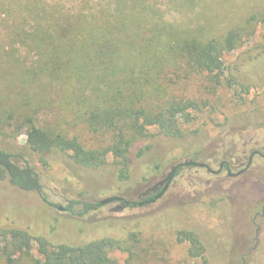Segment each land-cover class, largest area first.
I'll list each match as a JSON object with an SVG mask.
<instances>
[{"label":"trees","instance_id":"1","mask_svg":"<svg viewBox=\"0 0 264 264\" xmlns=\"http://www.w3.org/2000/svg\"><path fill=\"white\" fill-rule=\"evenodd\" d=\"M75 1L69 10L58 0H0V182L44 202L39 173L2 139L24 134L26 148L43 165L51 152L91 169L110 156L124 181L132 149L149 129L181 138V126L209 106L208 97L223 84L238 85L224 56L264 25V7L254 4L233 19L234 0H165L164 6L157 0ZM171 12L181 20L166 18ZM191 81L204 97L180 90ZM239 86L245 94L250 90ZM44 113L55 117L43 119ZM100 207L70 200L64 210L82 218ZM176 242L187 244L188 258L204 259L205 246L194 231L178 230ZM140 244L136 232L124 240L70 245L0 226V264H142L147 260L141 253L149 251ZM113 252L127 257L119 263Z\"/></svg>","mask_w":264,"mask_h":264},{"label":"rangeland","instance_id":"2","mask_svg":"<svg viewBox=\"0 0 264 264\" xmlns=\"http://www.w3.org/2000/svg\"><path fill=\"white\" fill-rule=\"evenodd\" d=\"M58 1L69 10L78 6L75 0ZM157 1L164 6L165 0ZM234 2L238 11L233 19L254 5L264 7V0ZM165 16L171 21L181 20L175 12ZM263 45L264 25H260L248 43L224 56L226 65L238 76V85L223 84L208 97L209 106L193 113L194 119L181 126V138H167L157 129H149L148 136L132 149L124 181L119 180L118 166L110 156L103 166L91 169L76 165L67 155L51 152L44 156L47 165H43L39 155L26 148L24 134L2 139L10 152L22 153L39 173L47 202L35 193L0 182V226L17 227L53 244L70 245L102 238L124 240L129 232H136L140 247L149 251L141 253L147 260L142 264H264V160L259 157L253 159L245 174L235 178L224 171L212 175L205 169L183 167L163 197L151 205L112 212L116 206L113 203L82 218L59 211L70 200L93 203L119 196L138 201L141 192L164 179L173 165L184 161L205 163L213 170L223 160L234 166L237 160L246 162L252 150L264 146ZM239 84L248 86L249 92H241ZM180 90L193 98L205 96L197 81ZM54 115L44 113L42 118L51 121ZM140 148L147 149L136 157ZM231 169L237 171L233 166ZM182 229L199 236L206 249L204 259L187 257V244L176 242V232ZM110 257L123 263L127 254L113 252Z\"/></svg>","mask_w":264,"mask_h":264},{"label":"water","instance_id":"3","mask_svg":"<svg viewBox=\"0 0 264 264\" xmlns=\"http://www.w3.org/2000/svg\"><path fill=\"white\" fill-rule=\"evenodd\" d=\"M253 155H254V153L251 155L249 162L246 165V168L249 167L250 162H251V158ZM183 167L204 168L207 172H209L211 174H217L219 172V171H213L205 163L195 162V161H184V162L173 165L170 168L169 173L166 175V177L164 179L155 183L151 187L147 188L145 191H143L139 195V196H147L149 193H154L157 191V189L160 188V191L158 193H156L152 198L144 200V201L132 202V201L126 200V199L119 197V196H110V197H106V198L100 200L98 202V204H99V206L102 207V206H106V205L116 203V206L111 209L112 212H117V211L123 210L124 208L128 207L129 205H132L133 207H136V206L142 207V206L154 204L156 201L161 199L163 197V195L165 194V192L167 191L173 177L175 176L176 170L179 168H183ZM241 172H243V171L236 173L234 176L240 174ZM227 174H228V176H232L229 170H227ZM62 210H63L62 208H59V211H62Z\"/></svg>","mask_w":264,"mask_h":264},{"label":"flooded vegetation","instance_id":"4","mask_svg":"<svg viewBox=\"0 0 264 264\" xmlns=\"http://www.w3.org/2000/svg\"><path fill=\"white\" fill-rule=\"evenodd\" d=\"M244 146H247V143H245L244 144ZM256 146V145H255ZM254 153V155L252 156V158H251V162H250V165H249V167L248 168H246V165L248 164V162H249V159H250V157H251V155ZM245 154V153H244ZM255 157H259V158H261V159H263L264 160V146L263 147H261L259 150H252L250 153H249V155H248V157H247V159H246V162H243L242 161V159H240V160H237V162H235V166L234 165H231L229 162H227V161H220L219 162V165H218V169L217 170H213V171H219L217 174H212V175H218V174H220V173H222L223 171L226 173V175L228 176V174H227V170H229L230 171V173H231V175L232 176H228V177H232V178H235V177H240V176H242L243 174H245L249 169H250V167H251V165H252V162H253V159L255 158ZM196 162V161H195ZM209 166V165H208ZM235 167L236 169H237V171L236 172H232L231 170V167ZM210 167V166H209ZM197 168V167H196ZM211 168V167H210ZM246 168V169H245ZM181 168H179V169H177L176 170V173L180 170ZM199 169H204V168H199ZM240 171H243V172H241L240 174H238V175H236V176H234L236 173H238V172H240ZM175 173V174H176ZM207 173H209V172H207ZM209 174H211V173H209ZM145 191V190H144ZM160 191V188L159 189H157V191L156 192H154V193H149L147 196H137V198H138V201H144V200H147V199H150V198H152L156 193H158ZM138 201H132V202H138ZM137 207V206H136ZM127 208V207H126ZM64 210V209H63Z\"/></svg>","mask_w":264,"mask_h":264}]
</instances>
